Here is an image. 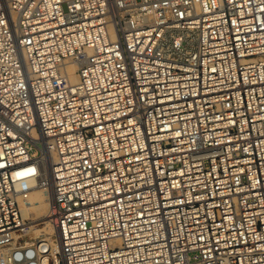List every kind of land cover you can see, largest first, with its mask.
I'll return each instance as SVG.
<instances>
[{"label":"built area","instance_id":"obj_1","mask_svg":"<svg viewBox=\"0 0 264 264\" xmlns=\"http://www.w3.org/2000/svg\"><path fill=\"white\" fill-rule=\"evenodd\" d=\"M0 264H264V0H0Z\"/></svg>","mask_w":264,"mask_h":264},{"label":"bare ground","instance_id":"obj_2","mask_svg":"<svg viewBox=\"0 0 264 264\" xmlns=\"http://www.w3.org/2000/svg\"><path fill=\"white\" fill-rule=\"evenodd\" d=\"M72 69V68H71ZM73 81L77 80L73 69L70 71ZM29 189L22 192L18 197V203L21 210L22 218L27 221V228L31 238L38 237L40 235L48 236L52 235L53 230L46 221L49 205L52 199L51 191L47 188L40 187L33 181H30ZM28 220L30 222H40L35 226H28ZM56 249V247H53Z\"/></svg>","mask_w":264,"mask_h":264},{"label":"rangeland","instance_id":"obj_3","mask_svg":"<svg viewBox=\"0 0 264 264\" xmlns=\"http://www.w3.org/2000/svg\"><path fill=\"white\" fill-rule=\"evenodd\" d=\"M45 221V220H43ZM43 221H38V222H30V220H28V226H35L37 224H40V222H43ZM32 237V236H31Z\"/></svg>","mask_w":264,"mask_h":264}]
</instances>
